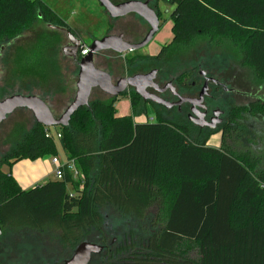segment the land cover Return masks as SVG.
I'll return each mask as SVG.
<instances>
[{"label": "trees", "instance_id": "obj_1", "mask_svg": "<svg viewBox=\"0 0 264 264\" xmlns=\"http://www.w3.org/2000/svg\"><path fill=\"white\" fill-rule=\"evenodd\" d=\"M166 3L174 6L172 45L179 51L198 38L217 37V42H229L264 82V0ZM36 21L70 30L42 0H0V44ZM52 33L41 35L28 55L19 51L12 78L35 79L44 87L58 76L60 39ZM170 56L164 51L156 57L133 55L125 60L126 70L133 73L136 64L155 67L158 61L161 67ZM122 97L130 103V115L117 116V98L89 102L71 116L67 127H58L57 143L36 123L27 131L20 125L11 130L9 141L14 144L0 159V240L5 237L17 256L41 246L38 239L24 240L30 236L27 231L55 236L70 250L94 239L108 245L101 210L110 207L137 224L150 221L148 237L140 225L122 230L120 246L128 237L132 243L116 250L111 264H264V154L236 152L224 141L218 149L208 147L210 134L164 120L158 111L149 123L148 109L137 94ZM243 114L264 118V102L231 110L233 126L225 134L233 129L252 142L257 134L242 125ZM141 116L146 122L133 121ZM257 138L262 142L261 135ZM57 146L83 175L82 189L67 170L62 180L28 190L2 170L22 160L57 157Z\"/></svg>", "mask_w": 264, "mask_h": 264}, {"label": "rangeland", "instance_id": "obj_2", "mask_svg": "<svg viewBox=\"0 0 264 264\" xmlns=\"http://www.w3.org/2000/svg\"><path fill=\"white\" fill-rule=\"evenodd\" d=\"M44 1L55 13L56 15L64 21L72 31L78 35L85 46H90L95 40H101L105 36L113 32H118L122 29L114 27L113 22L109 21L107 13L99 5L97 0H42ZM128 0H113L115 4L124 2ZM159 13L162 19H165L164 27L159 31L153 40L145 47L137 50L134 53H128L123 56L117 55L113 52L99 53L101 55L105 54L111 58L113 68L121 73L122 69H126L125 60L133 55H139L140 57H148V55H154L159 50L161 44L169 43L172 40L171 34V21L169 18V13L173 11L174 6L160 1L159 3ZM120 22H127L136 24L139 19L135 15H129L123 20H118ZM143 26V23H140ZM112 26V29H111ZM250 30L252 25L248 26ZM54 30L49 29L48 25L42 22H34L30 28L25 30L20 36L10 39L8 41H2L0 44V100L8 98L14 94L20 95H38L45 98H50V100L56 107H61L63 110L71 103L73 100V93L75 90L76 82V66L75 63L69 59V56L64 53L63 46L65 45V36L63 34H58L60 39V44L58 46V52L56 55V64L58 70V76L49 81L46 86H42L39 81L35 79H16L11 77V72L15 69L13 67L14 62L19 58V50H26L24 54H27L32 50V46L36 40L41 35H49ZM53 34V33H52ZM126 37H133L126 35ZM137 37V36H136ZM136 39V38H135ZM217 37L212 38H198L192 44L186 45L179 54L175 53L166 59V63L163 65L164 71H166L167 76H174L176 73H185L187 77H197V66L204 72H208L211 75L217 76L219 79L226 81L228 88H233L240 93H248L254 95L256 98L264 100V82L258 81L252 70L247 68L240 60V54L235 50V48L229 44V42L222 40L217 42ZM217 42V43H215ZM147 55V56H146ZM175 57V58H174ZM98 61V56L95 58ZM160 67V66H159ZM196 67L194 70L192 68ZM152 68L151 64H136L133 69V73H145ZM190 81V78L188 79ZM4 83L7 87L4 88ZM229 98H233L231 94L228 95ZM110 98L98 90H93L89 101H107ZM248 100L245 97L240 98L236 104L242 105L246 104ZM128 104L127 99L120 97L115 102L116 110L119 113H123L124 106ZM129 113V111L127 112ZM60 116V115H59ZM57 116V117H59ZM148 118H154V111L151 108L147 110ZM56 117V118H57ZM135 122H146L143 116L139 118H134ZM247 127L249 131L251 130L254 134H257L253 143L255 146L246 147V144L241 141H236L235 151L245 152L246 148L250 149L252 152L258 156L264 154V122L261 118H255L254 120H249ZM16 124L23 127L24 131L31 129L35 125L31 114L24 110H18L14 114L8 117V119L2 123L0 127V138L7 139L0 146V157L3 154L9 152L14 144V140L9 141V135L11 130ZM51 131L55 132L58 127H51ZM261 135L262 142L258 140V136ZM226 138V143H230L232 148V143ZM57 143V142H56ZM249 143V142H248ZM220 141L217 137L211 138L207 142L208 147L219 148ZM234 144V143H233ZM253 145V144H252ZM60 150V148L58 147ZM61 151V150H60ZM59 151V152H60ZM63 156V152H60V157ZM263 164V163H262ZM101 214L104 218L105 229L109 232V243L111 239L118 234L117 241L120 242L122 230L125 231L127 227L138 228L139 225L143 229V234L145 237L149 236V227L147 228L146 223H150L149 220L136 223V221L130 217L123 216L117 213L110 207H105L101 210ZM134 222V223H133ZM129 227V228H130ZM139 227V228H140ZM146 229V230H145ZM29 235H25L24 240L38 239L40 240L38 251H33L29 254L17 256L11 247L5 243V237L0 240V251L4 255V264H62L63 261L68 259L73 250L63 247L57 240L55 236H37L34 232L27 231ZM112 234V235H111ZM107 235V236H108ZM92 244H97V240H88ZM4 244V250L3 246ZM40 259V260H39Z\"/></svg>", "mask_w": 264, "mask_h": 264}, {"label": "flooded vegetation", "instance_id": "obj_3", "mask_svg": "<svg viewBox=\"0 0 264 264\" xmlns=\"http://www.w3.org/2000/svg\"><path fill=\"white\" fill-rule=\"evenodd\" d=\"M128 1H139L141 3L147 4V7L151 11L154 12L159 22L158 32L153 36V38L157 34H159V31L165 25V19H162V16L159 13V8H160L159 3L160 1H164L166 3L167 0H128ZM124 2H127V1H124ZM120 3H123V2H120ZM120 3H117V4H120ZM173 11L169 13L168 19L170 20H171ZM129 15H135V17L139 19V22L136 24H132V23L130 24L127 22L118 23V20H123ZM109 21L113 22L112 25L114 27H118L122 30L118 32L110 33L107 36L122 37L124 41L131 43V44H137V43L142 42L150 30L149 24L135 13L128 14L118 19L109 18ZM140 23H143V26ZM48 26H49V29L54 30L55 33L63 34L65 36V45L63 46V51L65 54L69 56V59L75 63L76 75H77L76 82H77L78 71H79V61L82 59V56H80V51L85 46L84 43L82 42V39L78 35H76L69 26L68 27L70 28V30L65 27H58V26H51V25H48ZM111 29H112V26H111ZM126 35L134 36L136 39L133 37L127 38ZM153 38L151 39V41L153 40ZM173 46L174 45H172V40L169 43L161 44L157 53L154 55H148V57H156L162 51H164L166 55H170V54L174 55L175 53H178V57H179V54L181 51H179V49L176 46L174 47ZM26 50L23 49L21 52L24 53ZM136 51L137 50L132 51L130 53H134ZM108 52H113V51L107 50L101 53H108ZM96 56H98L99 62H96L95 60ZM165 59L166 58H164V60ZM111 60H114V58H111L105 54L94 55V66L97 69L102 70L103 72H106L110 76L112 84L114 86H116L117 83L122 79H127L136 74H148L152 71H155V78L153 82H151L150 84H146L148 86H146L145 90L143 91L146 96H151L154 99L144 101L141 98V100L145 103L147 109L151 108L154 112L158 111L164 120L181 121L185 123V125L188 126V128H190L191 131L197 134H202V136L210 134L208 141L211 138L217 137L221 144L224 141V144L226 146H230V143L228 144L225 142L226 138H228L230 140V141L228 140L229 142L234 143V144L233 143L231 144L233 149L236 148L234 146L236 141L239 142L241 140H243L245 144L247 142L246 147L255 146L253 141L248 143L247 137H243V135L236 133L235 130L233 129H230V134H225V132L228 126H230L231 128L233 126V123L231 121V110L232 109L236 107H248L250 104L255 103L257 101L264 102L263 99L256 98L254 95H251L248 93L237 92L233 88H228L226 81H223L219 79L217 76L211 75L208 72L202 71L200 69V66H197V68L196 67L192 68V70H194L195 68L197 69V77H194V76L186 77L184 72L176 73L174 76H167L166 71H164L163 65L160 64L161 67L157 66V64L159 65L160 63L159 61L156 64L157 67L156 66L152 67L150 70H148L145 73H129L128 70L126 69H122L120 73L119 71H116L113 68V64ZM25 61L26 60L23 59L22 62H25ZM189 78H190V81H188ZM76 82H75V85H76ZM6 87L7 85L6 83H4V88L6 89ZM203 87H205L206 89V95L204 96L202 103L191 104V103L183 101L180 104H178L180 98L198 99L199 93ZM93 90H98L102 92L110 99L114 98L104 93L99 88L92 89V91ZM75 92H76V86H75L74 95H75ZM132 92L136 94L135 88L127 87L125 92L119 95L117 99L124 95L130 94ZM229 94H231L233 98H229L228 96ZM14 95H20V94H14ZM33 95L38 97V95H35V94ZM33 95H24V96H33ZM242 97H245L248 100V102L246 104L237 105L236 102ZM48 99L49 98H46V100ZM160 101L166 103L167 105L162 104ZM46 104L48 105L49 109H51V106L49 105V100L46 102ZM168 105L169 107H167ZM18 110H24V111H27L29 114H31V112L26 109H17L13 111L10 115L6 116L3 122H5L9 116L14 114ZM255 118L258 119L259 117H250L249 114H243L240 122L246 129L249 130V128L247 127V124H249L248 123L249 120L251 121V120H254ZM261 119H263V122H264V118H261ZM16 125H19V124H16ZM6 140H7L6 138L5 139L0 138V146H2L3 142H5ZM247 150L248 148H246L245 152ZM4 155L5 154H3L0 157V159ZM122 243L123 245L120 246V242L117 241V237H114L108 245L97 244L102 248V251L98 255H93L89 264H111L112 262L110 260L111 256L116 254V250L121 249V247L123 246L130 247L132 242L130 241L128 237L127 241L122 240ZM138 244L139 242L135 240V245H138ZM129 253H133V249H130Z\"/></svg>", "mask_w": 264, "mask_h": 264}, {"label": "water", "instance_id": "obj_4", "mask_svg": "<svg viewBox=\"0 0 264 264\" xmlns=\"http://www.w3.org/2000/svg\"><path fill=\"white\" fill-rule=\"evenodd\" d=\"M97 2L111 19H118L128 14L135 13L145 20L150 26V30L145 39L137 44L128 43L124 41L122 37L116 36H105L101 40L93 41L91 45L87 47L88 54L79 61L74 98L59 117H54L46 102L37 96L13 95L0 101V125L5 120L6 116L10 115L13 111L17 109H26L31 112L35 123L44 128L67 127L71 116L78 109L89 105L91 91L95 88H99L109 96L117 98L125 92L127 87H133L135 88L136 94L144 101L154 99L151 96H146L143 91L146 86H148L146 84L153 82L155 71L148 74H136L127 79H122L114 86L110 76L94 66V55L110 50L122 56L145 47L158 32L159 22L157 17L154 12L147 7L146 3H141L139 1H127L120 4H113L110 0H97ZM205 95L206 89L203 87L199 93L198 99L180 98L178 104L183 101L191 104H200L203 102ZM161 103L167 105L164 102ZM167 107H169V105ZM101 251L102 248L99 245L83 241L73 249L70 257L62 264H89L92 256L98 255Z\"/></svg>", "mask_w": 264, "mask_h": 264}, {"label": "crops", "instance_id": "obj_5", "mask_svg": "<svg viewBox=\"0 0 264 264\" xmlns=\"http://www.w3.org/2000/svg\"><path fill=\"white\" fill-rule=\"evenodd\" d=\"M38 97L40 99L44 100L45 102L48 101V100H46L45 97H42V96H38ZM72 98H74V93H73ZM50 100H49V105L51 106L50 111H51L52 115L54 117L61 115L63 113L62 112L63 109L61 107H56V105H54ZM127 102H128V104H126L124 106L122 114L116 110L118 117H124V116L130 115V113H131L130 103L128 100H127ZM115 109H116V107H115ZM128 111H129V113H127ZM57 131H58V129L55 132H57ZM58 147L59 146H57V148ZM60 150L58 149L57 158L60 161L64 162L66 157H65L64 153H63V156L60 157V152L62 153V150L61 151ZM51 159H52V157L46 156V157H43V158L38 159L36 161L22 160V161L16 163L15 165H13L11 167V169L8 170V168L4 166L2 168V170H3V172H9L11 174V176L14 178V180L18 183V185L20 186V188L22 190H28V189L34 188L36 186H41L50 180H54V176H53L54 167L51 163Z\"/></svg>", "mask_w": 264, "mask_h": 264}, {"label": "built area", "instance_id": "obj_6", "mask_svg": "<svg viewBox=\"0 0 264 264\" xmlns=\"http://www.w3.org/2000/svg\"><path fill=\"white\" fill-rule=\"evenodd\" d=\"M88 54V48L84 46L80 51V56L84 57ZM147 122L152 123L153 118H148ZM45 137L53 139L55 142H58L60 139L59 132H53L50 128H45ZM51 163L54 167L53 176L55 180H62L64 170H67L69 173H71L72 177L75 181H78L80 183V189L83 187L84 178L83 175L77 170L75 164L73 161H68L65 159L64 162L60 161L57 157H52Z\"/></svg>", "mask_w": 264, "mask_h": 264}]
</instances>
